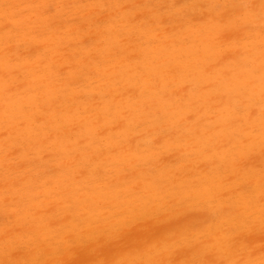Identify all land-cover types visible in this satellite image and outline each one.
Segmentation results:
<instances>
[{
  "label": "bare ground",
  "instance_id": "bare-ground-1",
  "mask_svg": "<svg viewBox=\"0 0 264 264\" xmlns=\"http://www.w3.org/2000/svg\"><path fill=\"white\" fill-rule=\"evenodd\" d=\"M0 264H264V0H0Z\"/></svg>",
  "mask_w": 264,
  "mask_h": 264
},
{
  "label": "rangeland",
  "instance_id": "rangeland-1",
  "mask_svg": "<svg viewBox=\"0 0 264 264\" xmlns=\"http://www.w3.org/2000/svg\"><path fill=\"white\" fill-rule=\"evenodd\" d=\"M262 147V146H261ZM261 149H263V148H261ZM259 151H261L262 152V150H259Z\"/></svg>",
  "mask_w": 264,
  "mask_h": 264
}]
</instances>
